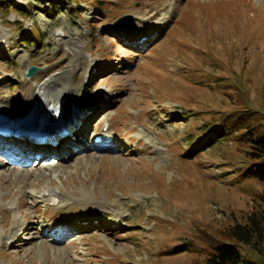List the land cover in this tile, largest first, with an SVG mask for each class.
I'll return each mask as SVG.
<instances>
[{
  "label": "rangeland",
  "instance_id": "rangeland-1",
  "mask_svg": "<svg viewBox=\"0 0 264 264\" xmlns=\"http://www.w3.org/2000/svg\"><path fill=\"white\" fill-rule=\"evenodd\" d=\"M79 55L90 111L66 151H2L25 162L0 158V264H205L264 191L248 145L214 139L224 120L264 130V0H0V110L27 111ZM105 122L111 148L91 143ZM242 251L264 264V240Z\"/></svg>",
  "mask_w": 264,
  "mask_h": 264
},
{
  "label": "bare ground",
  "instance_id": "bare-ground-1",
  "mask_svg": "<svg viewBox=\"0 0 264 264\" xmlns=\"http://www.w3.org/2000/svg\"><path fill=\"white\" fill-rule=\"evenodd\" d=\"M147 31L149 30L147 29ZM141 37L137 39H141ZM82 58L83 57L79 55V58L77 59L75 64H73V66L69 67L68 69L61 72L60 74L53 75L50 79L44 81L39 86L37 93L31 100V105L26 111V113L25 112L14 113L10 111L5 112L3 110H0V117L8 118L10 116L15 119H23V121L30 120L31 122L33 121L36 122V120L43 119L47 121L46 128L47 127H50L51 129L57 128L55 132L66 131L67 129L62 128V126L67 123L66 119H68L71 121V125H72V131H71L70 136L73 134L76 135L78 130H80L81 119L86 112L85 110L86 108L83 107L84 105H82L83 103H79L82 100L79 98V95H78L79 93L76 94V88L74 87V84H73V76H74L75 71L77 70L78 67L80 66L82 67L84 65L82 62ZM83 84L84 85L86 84V79H83ZM6 121L7 120H4L3 122L1 121L0 124L10 123L9 119L7 122ZM39 123L41 122L39 121ZM34 131L35 129L33 130L31 129L30 135L24 137V138L29 137V141L33 142V144H29V145L38 146L40 148L42 147L53 148L51 145H48V144L39 146V144L35 143L36 139L40 140V137L44 134V132L35 133ZM95 134H100L102 135L101 137L104 138V137H107L108 130L106 131V129L103 128L102 130L98 131ZM67 138L62 137L60 141L66 140ZM7 141L8 139H5V141H0V144L4 142L7 143ZM68 141L69 142H66V145L64 147H67V145L71 143V140H68ZM92 144L99 145L96 142H93ZM20 152L22 151L20 150L16 151V153H20ZM40 199L44 202V204L49 209L59 208L65 202L63 192L57 190V188L42 189ZM10 205L12 204L10 203ZM13 208L14 207H10L9 210L12 211ZM89 218L92 219L94 218V216L89 217ZM86 219L87 218H85L84 220ZM26 221H27V218L24 216V224L22 227L25 230L27 229L25 227ZM112 222H114V220ZM75 223L76 221L74 222V224ZM13 229L14 228H12V231Z\"/></svg>",
  "mask_w": 264,
  "mask_h": 264
},
{
  "label": "trees",
  "instance_id": "trees-1",
  "mask_svg": "<svg viewBox=\"0 0 264 264\" xmlns=\"http://www.w3.org/2000/svg\"><path fill=\"white\" fill-rule=\"evenodd\" d=\"M221 123H223V128L217 131L218 134L214 139L233 135L239 139V143L248 145V155L253 162L244 170L242 177L264 184V130L246 125L245 122L237 126L235 122L229 120ZM213 124H219V121ZM257 198L256 208L245 215L244 221H233L221 228L220 233L223 238L209 246L208 249L206 248L203 263L251 264V258L242 251V247L251 242L261 245L264 240V191ZM190 247L191 245L189 249Z\"/></svg>",
  "mask_w": 264,
  "mask_h": 264
},
{
  "label": "water",
  "instance_id": "water-1",
  "mask_svg": "<svg viewBox=\"0 0 264 264\" xmlns=\"http://www.w3.org/2000/svg\"><path fill=\"white\" fill-rule=\"evenodd\" d=\"M57 32H58L59 34H62V33H63V31H62L61 29H58ZM35 70H36V67H31V68H29V70H28V75H32V74L35 72Z\"/></svg>",
  "mask_w": 264,
  "mask_h": 264
}]
</instances>
